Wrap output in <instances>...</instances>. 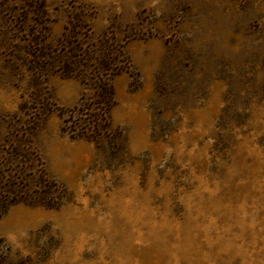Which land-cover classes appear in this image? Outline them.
<instances>
[{"label": "rangeland", "instance_id": "1", "mask_svg": "<svg viewBox=\"0 0 264 264\" xmlns=\"http://www.w3.org/2000/svg\"><path fill=\"white\" fill-rule=\"evenodd\" d=\"M99 51L121 159L61 131L94 94L67 70ZM12 146L71 199L7 209L11 262L264 264V0H0V161Z\"/></svg>", "mask_w": 264, "mask_h": 264}, {"label": "trees", "instance_id": "2", "mask_svg": "<svg viewBox=\"0 0 264 264\" xmlns=\"http://www.w3.org/2000/svg\"><path fill=\"white\" fill-rule=\"evenodd\" d=\"M120 53L125 56L124 52ZM80 58L82 60L75 62L67 73L80 78L94 94L85 97L83 93L77 106L60 110L61 131L73 140L94 143L96 148L106 152L110 159H121L127 153L126 134L123 128L113 123L110 116V110L116 103L112 77L121 68H111L108 64L109 57L104 51L86 55L84 53ZM88 58L94 59L95 64H90ZM125 62L128 65L126 71L130 72L127 56ZM83 67H90L93 71L92 82L85 78ZM153 132L156 133L154 129ZM105 143L106 148L103 145ZM7 154L3 159L5 161H0V218L11 205L19 203L56 209L70 201L71 194L67 186L48 174L40 156L34 151L12 146ZM0 264L25 263L9 261L5 251L0 250Z\"/></svg>", "mask_w": 264, "mask_h": 264}]
</instances>
